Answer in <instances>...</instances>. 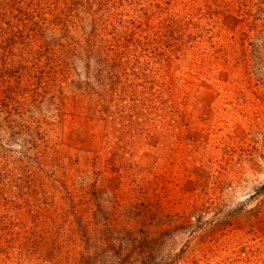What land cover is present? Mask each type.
I'll use <instances>...</instances> for the list:
<instances>
[{"label":"rangeland","instance_id":"rangeland-1","mask_svg":"<svg viewBox=\"0 0 264 264\" xmlns=\"http://www.w3.org/2000/svg\"><path fill=\"white\" fill-rule=\"evenodd\" d=\"M38 2L0 11V264L123 229L147 264H264V0Z\"/></svg>","mask_w":264,"mask_h":264},{"label":"trees","instance_id":"trees-1","mask_svg":"<svg viewBox=\"0 0 264 264\" xmlns=\"http://www.w3.org/2000/svg\"><path fill=\"white\" fill-rule=\"evenodd\" d=\"M30 1L28 4H26L27 1L23 2V0H0V11H5V14L3 15H6L7 7L15 3H25L30 8ZM37 1L39 2L36 5L39 6L41 4L40 0ZM12 32V29L7 30L4 29L2 25H0V39L5 40L9 38L10 35L8 33ZM95 207L96 210L93 215V219H106V216H102V214H106L105 208H103L99 200L95 203ZM74 222L78 227H80V231L83 236H89L88 224H83L82 220L78 218L75 219ZM117 232L123 233V236L125 237L124 240L120 239L119 244H115L117 242H115L114 240V243L109 242L111 244L104 245V243L101 241H94L93 239H89L88 237H86L87 242L85 243V247L83 248L84 251L78 254L77 264H102V262L106 263V260H108L109 258V252L113 254L111 258L115 256V264H147V262L153 258L156 246L159 247L161 243L159 242L160 239L150 236L145 230H140L137 233L138 235H140L139 238L136 237L135 232L130 230L123 229L118 230ZM168 233L169 231L167 230L159 234L161 236H166ZM91 241L94 243V246H91ZM100 248L102 249L101 256L98 255L95 251L99 250ZM108 249H110V251ZM87 252H93V255L88 254ZM110 264H113V262Z\"/></svg>","mask_w":264,"mask_h":264}]
</instances>
